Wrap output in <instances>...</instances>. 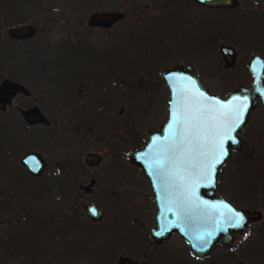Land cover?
I'll use <instances>...</instances> for the list:
<instances>
[{"label": "rangeland", "instance_id": "1", "mask_svg": "<svg viewBox=\"0 0 264 264\" xmlns=\"http://www.w3.org/2000/svg\"><path fill=\"white\" fill-rule=\"evenodd\" d=\"M197 8H188L184 0H0V80H18L31 92L0 113V130L6 128V143L0 138L5 152L0 157V264H116L120 254L138 264H264V114L258 99L239 135L244 145L225 161L215 192L235 206L259 210L261 219L235 234L229 248H216L202 259H194L178 236L158 246L147 240L154 221L152 193L129 155L143 145L147 130L165 119L168 95L161 71L175 63L192 64L208 91L219 97L250 82L242 33L249 19L245 15L236 20L245 7L213 12L217 43L211 48L212 17L201 8L202 19H196L190 10ZM113 10L124 18L109 30L87 28L88 14ZM247 10L259 12L255 20H262L264 6L256 3ZM26 23L35 28L32 37H6L8 27ZM233 28H238L234 40ZM220 43L231 45L237 54L228 69L217 51ZM87 50L117 52L120 70L114 82V76L105 80L102 95L107 102L90 111L88 128L80 125L78 134L75 124L83 121L75 118L71 123L66 114L48 127L24 124L15 106L47 107L55 91L50 86L64 91L71 83L68 55ZM37 56L54 57L43 74L36 65L28 66ZM112 69L108 63L106 71L98 72ZM27 151L39 152L45 160L37 176H29L18 162ZM87 152L99 155L97 165L84 164ZM89 179L95 183L84 193L79 185ZM86 203L103 212L100 220L92 222L84 215Z\"/></svg>", "mask_w": 264, "mask_h": 264}, {"label": "water", "instance_id": "2", "mask_svg": "<svg viewBox=\"0 0 264 264\" xmlns=\"http://www.w3.org/2000/svg\"><path fill=\"white\" fill-rule=\"evenodd\" d=\"M194 1L206 7L229 8L235 5L234 0ZM123 18L124 13L118 10L91 12L86 17L85 24L108 28ZM5 34L8 38L23 40L32 37L35 28L29 23L10 26ZM218 54L224 69L233 65L235 51L231 46L220 43ZM247 67L251 83L247 86L228 88L221 97L210 93L189 66L177 64L161 71L160 76L168 93L165 119L158 128L149 129L143 145L131 151L129 155L130 163L135 166L136 171L145 176L152 192L154 225L147 230L152 242L159 243L176 232L186 242L192 256L203 258L216 248L231 246L235 234L243 232L250 222L261 219L259 210L235 206L222 194L215 192L219 184L217 175L222 172L225 161L242 148L239 133L257 99L264 111V60L253 55L249 58ZM15 93L28 95L29 91L22 84L10 79L0 82V103L9 102ZM238 97L241 100L247 97L246 109L236 108ZM201 113L203 115L193 121L198 126V133L196 130H193V133L185 132L184 129L189 125L183 122L184 117L191 118L194 114ZM19 115L27 125L47 124V120L36 106L19 109ZM233 128L234 131L231 130ZM213 129L217 134L210 136L209 132ZM225 130L232 137L231 140L223 135ZM194 134H198V140H192V143L197 144V147L191 148L188 139L183 145L180 144L182 136L191 139ZM221 139L224 141L222 145L219 143ZM170 148L175 151H168L165 163L171 178L162 179L153 174L154 161ZM189 148L190 155L187 154ZM225 152L227 155H224ZM99 161L97 154L89 152L84 156L86 165L95 166ZM19 163L31 177L39 175L44 166L40 154L34 151L22 154ZM193 168L199 169L198 176L191 174ZM94 183L93 179H89L87 184L79 185V188L88 193ZM165 187L166 196L163 191ZM181 203L186 205L184 211L179 207ZM82 209L84 215L92 222L102 217L103 212L91 203L84 204ZM91 209L95 210L96 215L92 214ZM235 213L244 217L243 227H229V218L234 217ZM159 232L163 234L157 235ZM204 242H207V248L199 251L198 247ZM116 264H133V260L120 254L116 258ZM236 264L244 263L239 260Z\"/></svg>", "mask_w": 264, "mask_h": 264}, {"label": "flooded vegetation", "instance_id": "3", "mask_svg": "<svg viewBox=\"0 0 264 264\" xmlns=\"http://www.w3.org/2000/svg\"><path fill=\"white\" fill-rule=\"evenodd\" d=\"M234 1H235V5L232 7L218 8V7L202 6V5L198 4L197 2H195L194 0H184L185 6H187L188 8H190V7H192V8L193 7L194 8L199 7L200 8V9L197 8L198 10H193V11L190 10V14L192 16L196 17V19H199V20L202 19L203 15H202V9L201 8L206 9V12H207V10L209 11V13L208 12L207 13L210 14V16L212 17V20L210 21L211 35L208 38L209 48H211L210 46L212 45V43L214 41L216 42V40H217V36H216L217 26H215V24H214L215 22H213V20L216 19L217 15L214 14L213 12H216L217 10H223L226 12H228L232 9L235 10L236 7H238V5H240V4H242L245 7L243 9L242 15L239 17H236L237 18L236 20H238V18L240 19L241 17H243L245 15L249 19V20L244 22V27L242 28V33L245 35V39L247 40V43H245V46L246 45L248 46L247 49L245 50L244 54L247 56L245 66H246L247 72H248L249 77H250V82L248 83V85H249L252 81L251 75H250V73L248 71V67H247L249 58L253 55H256V56H258L264 60V10H262L260 12V14L262 16V20L256 21L254 13H259V12H252V11H248L247 9L252 8V7H256V3H258L260 6H264V0H234ZM116 23L117 22L113 23L108 28H98V27H93V26H88V25H86V26H87V28L101 30L104 33L106 30H109ZM234 29L238 30V28H233L231 31L230 38L232 40H234ZM114 37L116 40L117 35H115ZM9 39H11V38H9ZM11 40H16V39H11ZM23 40H25V39H23ZM17 41H20V40H17ZM115 43L117 44L119 42H115ZM229 46H231V45H229ZM87 51H88V53H86ZM87 51H82V53H83L82 55H78L77 53H73V52L68 55L67 59L69 61V65H68V70H67V76H68V79L71 83L64 87V89H65L64 91L56 90L57 88L63 89L60 86H52L51 85L49 89L55 90V91H52L53 92L52 102L50 101L51 103H49L47 107H39L36 104H31V105L25 106V107H21L19 105H16L15 109L17 110L18 115H19V109H26L30 106H36L37 109L39 110V112L41 113V115L47 120V124L37 123L39 125H43L44 127H48L51 123L55 122V120H57L58 117L60 118L62 114H66L67 120H70L71 123L73 120H75V118L79 121H83L81 124H75L74 128H75V131L78 132V134H81V132H82L80 125L82 127L84 125L83 128H88L86 125H88V123L90 122V119H89L90 111L92 109L95 110V109L103 107L105 105V103L107 102L106 99L104 98V96L102 95V91L104 88L103 84H104L105 80L109 81V80H111V77L114 76V78H112L113 81H111V82H114L115 78L118 76V73H120V70H119L118 64H117L118 60H119L117 52H115L113 55H111V54H106V53L105 54H103V53H97L96 54L95 51H93L92 53H90V50H87ZM193 51L195 52L196 50L194 49ZM217 51H218V47H217ZM107 56H112L113 59L109 58V60H108ZM236 56H237V54L235 52V58H236ZM53 58L54 57H52L51 59H47V58L42 57V56H40V57L37 56V57L32 58L30 60L31 63L29 62L28 66H30L31 64L36 65L37 67H39L38 68L39 73L43 74L44 71H42V70L44 69L45 66H50L51 63H53V61H54ZM234 62H235V60H234ZM108 63H109V65L113 66V69H112L113 72L112 73H110V72L109 73H103V75H99L98 71L104 72L108 69ZM175 64L186 65V66H189L191 69H193L192 64H184V63H175ZM81 70H82V72L79 73ZM47 71L48 70H46V72ZM54 73H55V71H54ZM44 77L46 80L47 77L46 76H44ZM9 79L12 81L18 82V83L22 84L23 86H25V88L29 91V94L25 95L22 93H15L12 97H10L9 102L5 101L3 103H0V113H2V114L7 113L8 109L12 106L11 105L12 102L15 101L16 98H18V97L29 98L31 96V92L25 84H23L22 82H20L18 80H15V79H11V78H9ZM84 79H86L85 83H83ZM2 80H4V79H1L0 82ZM75 81H76V84H75ZM85 84H87V85H85ZM231 89H233V88H231ZM166 90H167V88H166ZM167 95H168V93H167ZM167 99H168V96H167ZM167 102H168V100H167ZM257 102L258 101H256V104H257ZM108 103H109L108 107L110 109L112 107L111 103H116V97L113 101H109ZM256 104H255V106H256ZM259 105H260V102H259ZM166 107H167V104L165 106V110H166ZM260 108H261L262 113L264 114V111L262 110L261 105H260ZM119 112H121V108L119 109ZM250 113H249V115H250ZM249 115H248V118H249ZM6 117L7 116H3V118L5 120L8 119ZM19 118L24 122V120L21 118L20 115H19ZM24 124H26V123L24 122ZM37 124H33V125H37ZM245 124L243 125V127L245 126ZM243 127H242L239 135L241 134ZM152 128H154V127H152ZM152 128H149V129H152ZM156 128H158V127H156ZM148 130H147V132H148ZM2 132L5 133L6 128L1 127V130H0V138L4 141V143H6V139L5 138L3 139ZM146 135H147V133H146ZM240 139L242 140V138H240ZM243 145H244V143L242 140V147H243ZM0 147H1V144H0ZM37 153H39V152H37ZM87 153H89V152H87ZM87 153H85V154H87ZM91 153L96 154L95 152H91ZM4 155H5L4 148H0V157H2ZM41 158H42V156H41ZM42 160H43L44 166H45V160L43 158H42ZM83 162H84V158H83ZM86 166H89V165H86ZM153 220H154V213H153ZM153 225H154V221H153ZM150 227H153V226H150ZM146 236H147V240H148L150 245H155V246L161 245L164 242H167L170 238H172L174 236H178L186 244V242L183 240V238L180 237L179 234L176 232L171 234L167 239H165L159 243L152 242L151 239L149 238L147 232H146ZM186 246H187V244H186ZM229 247H220V248H229ZM187 248H188V246H187ZM192 257L194 259H202V258H196L194 256H192ZM133 264H138V263L133 260ZM140 264H144V262L142 261V262H140Z\"/></svg>", "mask_w": 264, "mask_h": 264}, {"label": "snow or ice", "instance_id": "4", "mask_svg": "<svg viewBox=\"0 0 264 264\" xmlns=\"http://www.w3.org/2000/svg\"><path fill=\"white\" fill-rule=\"evenodd\" d=\"M237 100L239 101V103L236 105L237 109H240L241 107L243 109H246L248 107L247 103L245 102L247 100V97H244L243 100H241V98L238 97ZM239 114L240 113L238 112V115ZM202 115L203 114L201 113L199 115L194 114L191 118L184 117L183 122L185 124L189 125L188 127H186L184 129V131L188 132V133H193V130H196V132L198 133V126L193 121L199 119ZM238 126L239 125H236V127H238ZM231 130L234 131V128L231 129ZM216 134L217 133H216L215 129H213L212 131L209 132L210 136H215ZM223 135L229 140L232 139V137L230 135H228V131L227 130H225ZM186 139L189 140V143L191 144V148L197 147V144L192 143V140H198V134L192 135L191 139H189L188 137L182 136V138L180 140V144L183 145L185 143ZM223 142H224L223 139H221L219 141V143L221 145L223 144ZM233 143H235V141H233ZM191 148L188 149V153H187L188 155L191 154ZM168 151H173L174 152L175 149L170 148V149L166 150L164 152V154L160 158H158L157 160L154 161L155 169H154V173L153 174L156 175L157 177L162 178V179L165 178V177H168L169 179L171 178V173H170V171H169V169H168V167H167V165L165 163V157L167 156ZM224 155H227V153L225 152ZM221 159H222V157L217 160V163H219ZM191 174L193 176H198L200 174V171H199L198 168H193ZM165 183H167V180H165ZM163 191H164V194L166 196L167 195V188L165 187L163 189ZM179 207H180L181 211H184V208L186 207V205L181 203L179 205ZM90 211L92 212L93 215H96V212H95L94 209H91ZM229 220H230L229 227H243L244 217L241 214L235 213L234 217H230ZM162 234H163V232L157 233V235H162ZM194 247H196V246L194 245ZM206 248H207V242H204L198 247V250L199 251H204Z\"/></svg>", "mask_w": 264, "mask_h": 264}]
</instances>
